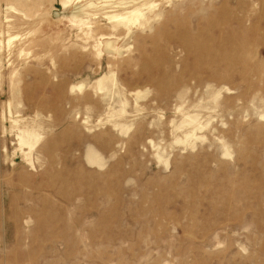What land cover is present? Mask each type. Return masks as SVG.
<instances>
[{
  "label": "rangeland",
  "instance_id": "1",
  "mask_svg": "<svg viewBox=\"0 0 264 264\" xmlns=\"http://www.w3.org/2000/svg\"><path fill=\"white\" fill-rule=\"evenodd\" d=\"M88 1L91 25L0 0V264H264V0H156L129 34ZM9 108L41 134L31 161Z\"/></svg>",
  "mask_w": 264,
  "mask_h": 264
},
{
  "label": "bare ground",
  "instance_id": "2",
  "mask_svg": "<svg viewBox=\"0 0 264 264\" xmlns=\"http://www.w3.org/2000/svg\"><path fill=\"white\" fill-rule=\"evenodd\" d=\"M62 1H63L62 4L64 5V8H67L69 9V11H71L70 15L68 16L63 15L62 17H66L69 21L75 22V24L78 23L80 25H84V24L91 25L92 22L89 21V19L92 17H96L98 15V13L86 12L83 8V3H82L83 0H62ZM101 1L105 3L103 6L105 11L102 12L105 18L109 20V22L112 24L114 29L121 31L122 28H125L126 29V31L124 32L125 34L130 33L131 25L138 24L139 26L143 27L147 25L151 20L156 19L161 16V14H159L157 11H154L152 14L146 13L145 11V8L154 9L156 5L158 4L156 0H143L140 5L131 6L130 8H128V6H126L127 8L124 6L125 10L123 11H116L115 9L107 10V8L116 7V4H115L116 2L111 3L109 2V0H101ZM85 2L87 3L86 5L87 7H90V8L98 7L96 3H94L93 1L85 0ZM123 4H124L123 2L117 3L118 6H121ZM86 29H89V28H86ZM97 30H98V26H97ZM99 30H100V27H99ZM11 40H12V37L9 36L7 40L8 46L10 45ZM103 46L104 47L101 50H98L97 52L98 55H100L103 52V50H104V53L106 52L109 54L110 53L113 54L115 52L119 53L118 48L113 45V42L111 40H106ZM22 51H23L22 49L19 50L20 54H22ZM82 86L83 84L71 85L70 90H73L75 88L81 89ZM225 88L226 87L223 86L219 89H213L212 86H208L207 90L209 93L208 94L209 99L213 102H216L217 98L220 95L221 90ZM99 89H102V87H100ZM15 90L17 91L16 88ZM143 94H144L143 90L137 89L136 91H134L133 95L135 96V101L137 102L138 99L141 96H143ZM91 96H93V93L88 92L84 94L83 96L73 97L71 99V106L73 108L74 107L78 108L80 105H83V104L86 105L87 103L93 100ZM101 99L108 106L107 114H109L110 116L122 115L124 112H126L125 106L127 104V100H121L120 108L116 110V108H114L112 105L111 96L102 97ZM9 106H10V103H9ZM8 115H9L8 119L10 121V127L11 129H14L16 131L15 133H16V138L18 139L19 149L21 150L25 158L30 160L31 152L35 148L38 140L41 138V134L37 131V128H35L36 126L26 123L25 121L26 118L20 117L18 115H14V113L10 110V108H9ZM181 123L184 125V127L187 128V130L184 131L182 136L176 135L175 140L183 144H192L194 139H197L200 137L197 134V130L200 128L202 122H199L197 118L192 117L189 113H184ZM113 125L123 126L124 124L115 123ZM173 127L177 128V125L175 124ZM24 147H26L27 149L25 150ZM89 155H90L89 161L91 163L98 162V158L95 154L89 153Z\"/></svg>",
  "mask_w": 264,
  "mask_h": 264
}]
</instances>
